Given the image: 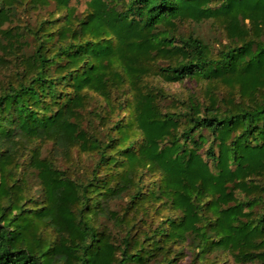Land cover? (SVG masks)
Segmentation results:
<instances>
[{
	"label": "trees",
	"instance_id": "trees-1",
	"mask_svg": "<svg viewBox=\"0 0 264 264\" xmlns=\"http://www.w3.org/2000/svg\"><path fill=\"white\" fill-rule=\"evenodd\" d=\"M72 3L0 0V264H264V0Z\"/></svg>",
	"mask_w": 264,
	"mask_h": 264
},
{
	"label": "rangeland",
	"instance_id": "rangeland-1",
	"mask_svg": "<svg viewBox=\"0 0 264 264\" xmlns=\"http://www.w3.org/2000/svg\"><path fill=\"white\" fill-rule=\"evenodd\" d=\"M90 0H73V5H76L79 8V11L82 12L86 9L87 7V2ZM53 7L50 8V10H52ZM35 18H32V21H34ZM199 33L201 34L202 37H204V39L207 42H211V44H214L215 41L214 39L217 38L219 39V41H221V43H225V39H222V37L218 34H215L214 31L210 28L209 24H204L200 29H199ZM218 41H216L217 44ZM170 89H172L173 91H181L182 88L180 85L175 84V85H170ZM180 264H189V260L188 259H184L183 261H181ZM226 264H233L232 261L227 262Z\"/></svg>",
	"mask_w": 264,
	"mask_h": 264
}]
</instances>
